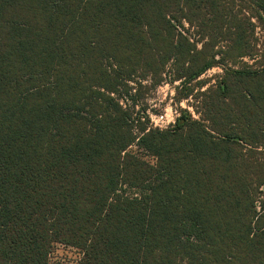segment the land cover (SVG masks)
I'll return each mask as SVG.
<instances>
[{
  "label": "trees",
  "instance_id": "16d2710c",
  "mask_svg": "<svg viewBox=\"0 0 264 264\" xmlns=\"http://www.w3.org/2000/svg\"><path fill=\"white\" fill-rule=\"evenodd\" d=\"M257 29L264 0H0V264H264ZM165 82L197 119L151 127Z\"/></svg>",
  "mask_w": 264,
  "mask_h": 264
},
{
  "label": "rangeland",
  "instance_id": "374dc122",
  "mask_svg": "<svg viewBox=\"0 0 264 264\" xmlns=\"http://www.w3.org/2000/svg\"><path fill=\"white\" fill-rule=\"evenodd\" d=\"M256 36L260 39V41H263L264 32L257 29ZM222 74L223 70L219 67H215L201 76L200 80H213L216 79V76ZM143 84L145 85V83ZM149 84L150 83L146 84L148 85L147 88L138 91L140 97L137 104L138 108L139 106H144L147 111L146 114H149L151 122L150 125L152 128H158L161 130L167 129L175 123V120L180 116L182 109L191 112L195 119L198 118L193 108L189 106V103L183 101L179 104L175 101V88L179 85V82L174 84L165 82L155 88H152ZM135 90L137 91V88ZM168 121L170 123H167ZM130 150L136 153L141 152V150H139L136 146L131 147ZM79 256L78 250L57 245L53 250L52 264H75V262L79 259Z\"/></svg>",
  "mask_w": 264,
  "mask_h": 264
},
{
  "label": "built area",
  "instance_id": "2783aa9c",
  "mask_svg": "<svg viewBox=\"0 0 264 264\" xmlns=\"http://www.w3.org/2000/svg\"><path fill=\"white\" fill-rule=\"evenodd\" d=\"M167 123H170L169 121Z\"/></svg>",
  "mask_w": 264,
  "mask_h": 264
}]
</instances>
